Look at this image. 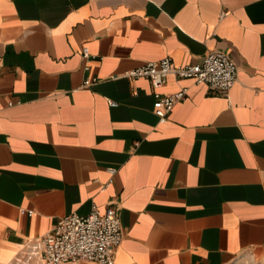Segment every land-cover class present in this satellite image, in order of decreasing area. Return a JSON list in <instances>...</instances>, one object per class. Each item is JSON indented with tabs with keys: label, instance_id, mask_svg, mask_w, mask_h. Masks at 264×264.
<instances>
[{
	"label": "crops",
	"instance_id": "1",
	"mask_svg": "<svg viewBox=\"0 0 264 264\" xmlns=\"http://www.w3.org/2000/svg\"><path fill=\"white\" fill-rule=\"evenodd\" d=\"M213 51L238 82L222 96L170 76L159 92L188 94L165 123L150 80L126 77ZM110 205L115 264L264 249V0H0V264H39L31 242Z\"/></svg>",
	"mask_w": 264,
	"mask_h": 264
},
{
	"label": "built area",
	"instance_id": "2",
	"mask_svg": "<svg viewBox=\"0 0 264 264\" xmlns=\"http://www.w3.org/2000/svg\"><path fill=\"white\" fill-rule=\"evenodd\" d=\"M82 58L84 61L92 58L87 48L83 49ZM170 76L193 80L196 85L205 84L211 94L225 96L238 82V66L225 53L213 51L196 65L178 66L170 58H165L160 62H148L129 72L127 78L150 80L155 90L154 111L161 123L167 121L174 107L184 101L188 94L187 88L173 94L160 93ZM94 83L86 80L84 88H89ZM109 103L111 106L116 105ZM110 173L113 175L115 171L110 170ZM111 183L112 181L105 188ZM119 212V208L112 205L103 212L94 206L87 216H65L49 233L30 243V255L39 264H115L116 251L124 239Z\"/></svg>",
	"mask_w": 264,
	"mask_h": 264
},
{
	"label": "rangeland",
	"instance_id": "3",
	"mask_svg": "<svg viewBox=\"0 0 264 264\" xmlns=\"http://www.w3.org/2000/svg\"><path fill=\"white\" fill-rule=\"evenodd\" d=\"M233 264H264V249L246 253Z\"/></svg>",
	"mask_w": 264,
	"mask_h": 264
}]
</instances>
